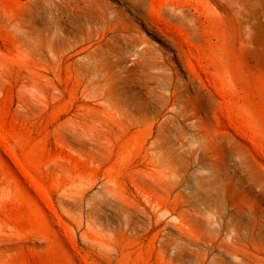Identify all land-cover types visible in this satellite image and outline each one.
Masks as SVG:
<instances>
[{"label":"rangeland","instance_id":"obj_1","mask_svg":"<svg viewBox=\"0 0 264 264\" xmlns=\"http://www.w3.org/2000/svg\"><path fill=\"white\" fill-rule=\"evenodd\" d=\"M141 1L0 0V264H264V0Z\"/></svg>","mask_w":264,"mask_h":264},{"label":"bare ground","instance_id":"obj_2","mask_svg":"<svg viewBox=\"0 0 264 264\" xmlns=\"http://www.w3.org/2000/svg\"><path fill=\"white\" fill-rule=\"evenodd\" d=\"M128 1V7L131 9V10H134L132 11L133 13V16H131V21L135 20V16L137 15V11L135 9L137 8H140L141 9V6H142V1L141 0H127ZM134 17V18H133ZM89 24L92 28H99L98 30L101 29V32H106V31H111L113 32V34L115 35L118 28H119V23L117 20L113 19L112 16H111V13L109 12V10H104L102 12H100L99 14H97L96 16H91L89 19ZM132 23V27L130 25H126L125 24L123 25L124 29H123V33H122V37L127 41H132V42H135L134 40V33H131L127 27H131L132 29H134V24L133 22ZM118 27V28H117ZM135 30V29H134ZM125 31V32H124ZM144 44V46L142 47L141 49V53H146L148 52L149 50V47L148 45H146L144 42H142Z\"/></svg>","mask_w":264,"mask_h":264}]
</instances>
